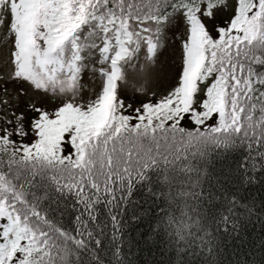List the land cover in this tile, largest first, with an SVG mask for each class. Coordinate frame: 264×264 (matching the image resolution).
Instances as JSON below:
<instances>
[{"label":"snow or ice","instance_id":"1","mask_svg":"<svg viewBox=\"0 0 264 264\" xmlns=\"http://www.w3.org/2000/svg\"><path fill=\"white\" fill-rule=\"evenodd\" d=\"M0 12L12 67L9 81L0 77V92L11 86L17 101L8 116L0 114V264H132L134 243L160 239L175 252L170 264L200 257L216 264V237L199 206L212 194L181 191L178 200L166 189L193 173L201 188L213 156L232 158L218 179L231 188L217 230L223 224L235 232L238 220L264 213V200L258 206L241 195L264 188V0H0ZM72 13L83 17L73 51L82 58L94 49L101 65L115 66L123 46L143 52L131 71L146 73L176 45L174 83L146 99H138L142 86L128 97L105 82L87 106L75 95L50 100L64 89L22 74L25 41L30 64L41 52L47 60L46 45L57 47ZM199 29L208 40L202 48ZM29 90L35 97L24 102ZM9 103L7 95L0 100ZM157 200L166 209L149 214L147 231L134 241L129 230L144 225L143 213L155 211L145 205Z\"/></svg>","mask_w":264,"mask_h":264},{"label":"rangeland","instance_id":"2","mask_svg":"<svg viewBox=\"0 0 264 264\" xmlns=\"http://www.w3.org/2000/svg\"><path fill=\"white\" fill-rule=\"evenodd\" d=\"M226 14H230V9H226ZM3 15L4 13L0 12V17ZM31 22H34L33 19ZM3 31V29H0V36H2ZM38 41H40L39 37H37L36 43L40 44ZM199 41L201 42V48L205 42H208L205 34L203 35L200 30ZM67 45L63 48L60 58L54 60V56L58 55L61 50L57 51L52 59H47L51 60L52 63L47 62L43 52H41L39 58L31 57V64L28 56L24 59L23 75L30 77L36 84L43 83L51 86L54 83L56 87L64 89L63 95L49 98L50 100L55 99L56 102L75 95V103L87 106L89 101L99 93L102 84H105V82L111 87L113 94L118 93L132 97L136 94L137 89L142 86L145 93L140 95L138 99H146L148 94L153 92L159 96L174 83L176 72L180 67V53L176 45L166 46L158 56L156 67L154 69L149 68L146 73H142L138 69L136 72L131 71V66L136 65L138 62H144L143 52L137 54L135 49L128 51L122 46L123 49L120 55L118 53L113 54V61L115 62V66H113L112 61H106L103 65L99 64V57L94 49L90 48L83 52L81 58L79 52H74L73 48L71 46L67 47ZM9 51L10 43L0 38V77L5 82L9 81L12 75ZM37 59L40 60L39 67H35ZM101 68L105 72L103 76L99 73ZM125 76H127V79H125ZM2 87L3 84H0V88ZM194 90L193 78V84L189 85L186 92V98L189 102L191 92ZM6 95L10 103L8 105L0 104V114L4 116H8L10 109L17 103L16 100L11 99L15 95L11 86L7 94L0 92V100H3ZM34 97L35 94L29 90L24 97V102ZM108 104H111V100L108 101ZM49 107H51V103ZM165 108L167 110V106ZM186 110L185 107L184 111ZM72 115H76V113L73 112ZM0 126H3L2 121H0Z\"/></svg>","mask_w":264,"mask_h":264},{"label":"trees","instance_id":"3","mask_svg":"<svg viewBox=\"0 0 264 264\" xmlns=\"http://www.w3.org/2000/svg\"><path fill=\"white\" fill-rule=\"evenodd\" d=\"M76 15V13H72L61 25L63 31L60 36L70 42H74L72 34L74 33L75 35L78 32L75 27V21L83 18L80 16L77 19H73L72 17ZM38 43H41V41H38ZM55 59L57 58L55 57ZM73 116L75 117L76 115ZM77 120L78 118L72 122L75 123ZM229 165L234 166L232 158L220 159L217 156H213L212 162L208 165L207 175L201 177V188L196 187L195 173H193L192 178L178 176L173 187L166 189V192L175 195L178 200L181 199L179 195L181 191L202 190L205 194H212L213 199L204 200L199 206L204 214L209 217L211 230L216 237L214 256L216 264H264V213L258 212L250 220L247 218L238 220V227L235 232H226L223 224H220L218 230L216 228V224L220 223L219 217L226 214L227 200L230 199L229 189L231 188L227 184L222 187L221 185L224 182L220 181L218 183V179L223 174V171H227ZM241 195L250 196L259 206L260 202L264 200V188L256 186L253 190L248 193H241ZM189 201L190 203H196L191 198H189ZM145 207L154 208L155 211L143 213L146 218L144 225L134 231L129 230L128 235L134 241H141L140 233L147 231V216L151 214L158 217L166 209L167 204L164 201L157 200L156 204L152 205L151 201H149ZM231 226V224L228 225L229 228ZM127 251L128 258L132 261V264H170L175 258V252L169 249L166 239H160L155 245H146L142 241L134 243ZM194 259H197V264H200L204 257Z\"/></svg>","mask_w":264,"mask_h":264}]
</instances>
